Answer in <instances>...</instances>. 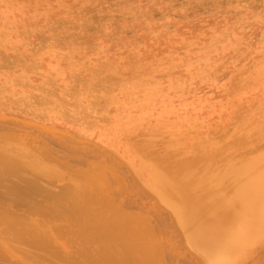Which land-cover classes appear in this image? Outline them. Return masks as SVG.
Returning <instances> with one entry per match:
<instances>
[{"label":"rangeland","instance_id":"1","mask_svg":"<svg viewBox=\"0 0 264 264\" xmlns=\"http://www.w3.org/2000/svg\"><path fill=\"white\" fill-rule=\"evenodd\" d=\"M11 141L47 168L41 163L38 172L33 161L22 168L18 158L20 177L38 185L28 192L35 203L41 194L54 199L48 190L65 201L78 194L75 181L81 193V178L100 177L107 186L95 178L105 188L94 198L116 206L103 213L98 205L100 213L120 211L121 225L141 229L131 226V238L145 236L141 224L153 234L140 244L149 246L146 256L157 249L155 261L137 253L140 264H264V182H257L264 179V0H0V146ZM191 154L207 165L186 171ZM15 175L2 183L19 182ZM62 208L54 212L68 213L67 228L81 238L86 227L76 234L68 218L77 213ZM54 212L34 215V231L50 233ZM59 219L56 229L66 226ZM62 230V239L51 234L71 259L84 246L71 249L73 235L66 241ZM2 235L0 264L50 263L27 247L35 253L25 251L28 260ZM210 235L228 243L225 256L211 252ZM87 240L100 255L102 244Z\"/></svg>","mask_w":264,"mask_h":264},{"label":"bare ground","instance_id":"2","mask_svg":"<svg viewBox=\"0 0 264 264\" xmlns=\"http://www.w3.org/2000/svg\"><path fill=\"white\" fill-rule=\"evenodd\" d=\"M5 140H7V138L5 139ZM7 141H10V140H7ZM12 142V141H11ZM10 142V143H11ZM17 143H18V141H16ZM14 143H15V141L14 142H12L10 145L7 143L6 145H3V146H0L1 147V149H2V147L4 148V149H2L3 150V153L5 154V152L8 150V148H9V152H10V155H11V153H14V155L17 157V161L15 160L16 158H15V156H14V158H13V156L11 157L10 155L8 156V154L9 153H6L5 155L2 153V150H1V153H0V237L1 236H3L2 234H4V235H7L6 236V238H8V239H10V240H7V241H10L11 242V244L13 243V244H15V243H17V244H15V246L14 247H17L16 249H17V252H19V253H22V255H27L26 257H28V253H25V251L26 252H29L30 250L29 249H31V251H32V249L34 248V249H36L35 251H39V252H41V253H39V252H35V251H32V252H35V253H37V255L39 254V256H40V254H41V256H43V257H47V259H46V261L48 262V260L50 261V263L49 264H51V261L52 262H55L57 259H60V261H64V262H66L67 264L68 263H72V264H138V262H139V258H137V253H139V255H143V256H141L144 260H146V259H150V257H152V255H153V251L154 250H157V249H152V247H150L151 248V250H152V252L150 251V253L149 254H151V255H147L146 256V253L148 252H145L146 251V249L149 247V246H145L146 244V242H150V240L151 239H153L152 237V233L151 232H149L150 230L149 229H145V230H143V225L141 224V227L140 228H142V233H143V231H144V233H143V235H145L146 236V234L148 233V234H150L149 236L151 237L150 238V240H148L147 241V236L145 237V236H141L142 234L141 233H138V231L139 230H141V229H139L138 231H135L136 230V228L137 227H134V225L132 226V224L130 225V228H131V226L133 227L132 229L134 230V228H135V232H137L138 233V235L139 234H141L140 235V237H142V238H140L139 236H138V238L137 237H132L133 239L134 238H137V239H135V242L133 241V239L131 238V236H132V234L131 233H133V231H131L130 230V228H129V226H128V228H127V226H126V223H128V222H126V223H124V224H120V223H123V221L124 220H122L121 219V217H119V215H118V213L120 212V211H115V212H113L114 211V207L116 208V206H114L113 207V205L115 204L113 201L111 202L113 205H111V207H109L108 206V204H111V203H109L107 200H108V198H106V199H104V198H101V197H103V195L101 196L100 194H99V196H97V198L95 197L94 198V194L96 193V194H98L99 192H101V190H102V192H103V189L107 186V185H105V184H103V180L102 179H100V177H96V176H94V174L92 173L91 174V176H92V178H91V176H90V174H89V176L86 174H84L85 175V177H83L84 175H81L80 174V178L81 177H83V178H81L80 179V181L82 182V180H83V182L81 183L80 182V185L82 184V186L80 187V188H82V191H81V193H80V189H79V183H77V181H75V185L74 184H72L74 187H76V188H71V190L72 189H75V191L79 194H81L80 196H82V198L83 199H81L80 197H79V195L78 194H73V190H72V195L71 196H69V197H66L67 198V200L65 199V201H64V199H62V197L61 198H59L60 197V195L58 196V192H57V194H56V192H55V194H54V192H50L49 190H48V192H49V194H48V192H47V195H49V196H53L54 195V197H52V198H54V199H51V197H45V195L44 194H41V197L42 196H44V199H43V197L41 198L42 200L41 201H39L38 203H35L36 202V198L34 197L33 198V196H28V192H30V193H32L33 194V192H31L33 189L32 188H34V186H32V185H36L37 187H38V185L36 184V182H34L33 180H31V178H27V176L25 177V178H23V177H20V168L22 167L23 168V166L24 167H26L27 166V164H29V166H30V164L32 163V161H33V163L31 164L32 166L33 165H36V163H38V161H37V158L36 159H34V157H32L31 159L32 160H30V158H28L29 160H30V163H29V160L25 157V159L23 158L24 156L23 155H25V153L23 152L22 153V151H21V149L22 150H24L23 148H21L20 146H18V147H20V150L19 151H21V152H18L17 150H15V149H13L12 148V144L14 145ZM16 143V144H17ZM2 144H5V143H2ZM1 144V145H2ZM7 147V148H6ZM15 148H17V146L15 145ZM7 149V150H6ZM11 149H12V151H11ZM8 152V151H7ZM17 152H18V155H17ZM23 154V155H21V154ZM211 154V155H210ZM4 155V156H3ZM27 155H29V154H27ZM36 155V154H35ZM192 155V154H191ZM209 155L211 156V157H213V156H215V154L214 153H212V152H210L209 153ZM5 156H8V157H5ZM23 156V157H22ZM209 156V157H210ZM234 156H236V155H233L232 157H233V159L232 160H236V158L237 157H234ZM22 158V160L24 161V162H27L26 164L24 163V162H22V160H20L21 158ZM30 157H31V155H30ZM18 158H20L19 159V161H21V163H17L18 162ZM38 158H39V156H38ZM191 159L189 160V162H188V164H186V166H185V170L186 171H188V170H191V171H193V169H194V167H196V166H198V167H202L203 165H207V163L206 162H208V161H206V162H204L203 161V163L202 162H198V160H197V156H196V154H195V157L192 155L191 157H190ZM27 160V161H26ZM40 160V159H39ZM24 163V164H23ZM41 163H43L42 162V160H41ZM41 163L39 164V165H37V166H33L34 167V170H36L37 169V171L38 172H43V167H41ZM144 163H145V165H147V166H149V164H147V162L146 161H144ZM18 164H21L20 166L18 165ZM48 164V163H47ZM47 164H46V166H47ZM23 165V166H22ZM44 165V167H45V163H43L42 164V166ZM19 166V167H18ZM29 166H27L26 168H28ZM32 166H30L29 167V169H32L33 167ZM51 166V169L53 170V166L52 165H50ZM49 166V167H50ZM17 167L19 168L18 170L20 171H18L17 170ZM48 167V166H47ZM48 167V168H49ZM150 167V166H149ZM36 168V169H35ZM39 168H41L40 170H39ZM46 168V167H45ZM45 168H44V170H45ZM47 169V168H46ZM184 169H182V171L184 170ZM240 169H243L242 167H240ZM42 170V171H41ZM48 170H50V168L48 169ZM48 170H46V171H48ZM52 170L51 171H49V173L50 174H52V173H54V172H52ZM56 170V169H55ZM57 171H58V169H57ZM150 171H151V177L153 178V180H155V181H157V179L155 178V175L153 174V171H152V169H151V167H150ZM52 172V173H51ZM60 173H61V175H62V172L61 171H59ZM58 172V173H59ZM57 173V172H56ZM4 174H8V176L9 175H15V174H19L18 176L20 177L19 179H17L18 177H17V175H15L16 176V179H17V181H19V182H16V181H14V183H10V184H8L7 183V185L5 186L4 184H6V181H5V183L3 184L2 183V176L4 175ZM44 174H46V173H44ZM240 174H241V171H240ZM42 175V174H41ZM47 175V174H46ZM55 175H57V174H53V176H55ZM65 175V174H64ZM174 175V174H173ZM14 176V177H15ZM48 176V175H47ZM46 176V177H47ZM52 176V177H53ZM58 176V175H57ZM168 176V178H169V175H166V177ZM170 176H172L171 174H170ZM174 176H176V175H174ZM9 177H11V176H9ZM50 177V176H49ZM58 177H60L61 178V176L59 175ZM62 177H64V176H62ZM77 177H79V174H78V176ZM88 177V178H87ZM94 177V178H93ZM13 178V177H12ZM27 178V179H26ZM55 178H57L56 176H55ZM85 178H87V181L89 180V182H87V181H85ZM95 178L97 179L98 178V180L100 179V184H102V185H104L105 187L103 188V189H99V186H97L96 185V183H95V181L96 182H99V181H97V180H95ZM173 178V177H172ZM172 178H169L170 180L172 179ZM175 178V179H174ZM172 180H171V182L173 181V180H177L176 182L174 181V185L175 186H177L176 188L174 187V186H172V187H174L173 189L175 190L174 191V193H172L173 195L172 196H170V197H172V199H175V198H178L179 196H181V195H179L180 194V192L178 191V189H180V187H179V175H177L176 177H174ZM62 179H64V180H66V178H62ZM90 179H91V181H92V184H90L91 183V181H90ZM94 179V180H93ZM32 182H31V181ZM77 180V179H76ZM79 180V179H78ZM102 180V181H101ZM61 181V180H60ZM13 182V181H12ZM31 182V183H30ZM34 182V183H33ZM72 182H74V180L72 181ZM159 182V181H158ZM258 183H260V182H264V179H261V180H259V181H257ZM33 183V184H32ZM86 183V184H85ZM92 186V188L94 187V188H97V189H95V191H94V188L92 189L91 188V186L89 185V184ZM95 183V184H94ZM159 183H163V185H165L164 184V182H162V181H160ZM94 184V185H93ZM178 184V185H177ZM88 185V186H87ZM84 186V187H83ZM170 186V185H169ZM89 187V188H88ZM101 187V186H100ZM36 188V187H35ZM84 188V189H83ZM79 189V190H78ZM86 189H88V190H86ZM91 189V190H90ZM70 190V191H71ZM84 190H86L85 192H84ZM97 190H99V191H97ZM177 190V191H176ZM34 191V190H33ZM68 191V190H67ZM88 191V192H87ZM92 191V192H91ZM108 191V190H107ZM17 193V195H16V193ZM45 192V191H44ZM93 192H94V194H93ZM98 192V193H97ZM21 193H24V194H22L21 195ZM27 193V194H26ZM15 194V195H14ZM35 194V193H34ZM52 194V195H51ZM59 194H60V192H59ZM61 194H62V192H61ZM64 194V193H63ZM93 196H92V195ZM95 194V195H96ZM101 194H104V192L103 193H101ZM106 194V193H105ZM19 195V196H18ZM25 195H27L28 196V198L27 197H24ZM37 195V194H36ZM40 194H38V196H39ZM77 195V196H76ZM209 195V194H208ZM12 196H15V198L13 197L12 198ZM20 196H23V197H20ZM63 196V195H62ZM59 198V199H57V198ZM91 197H93L94 199H92V201H89L90 200V198ZM98 197H100L99 199H98ZM109 197V201H111L110 200V196H108ZM244 197V196H243ZM64 198V197H63ZM80 198V199H79ZM207 198V197H206ZM205 198V199H206ZM32 199H34V200H32ZM55 199H57L56 201H53V200H55ZM88 199V200H87ZM102 199V200H101ZM208 199H209V197H208ZM69 200V201H68ZM82 200L85 202V201H89L88 203H89V205L91 206V207H93L94 205H99L100 207H103V208H101V211L103 212V211H105L104 210V208H110L109 210H112L113 209V211L112 212H109V213H107V214H109V216L108 215H106V214H102V213H100L101 211H100V207L98 206V207H96L97 209H93V208H91V207H89V208H87V206H86V208L84 209V208H80V202H82ZM94 200H98L97 202L96 201H94ZM99 200H100V202H99ZM105 200H106V202H105ZM51 201V202H50ZM52 201H53V203H52ZM63 201H64V205L62 204L63 203ZM71 201V203H73V204H69V206H66V204L68 205V203ZM103 201V202H102ZM66 202V203H65ZM68 202V203H67ZM99 202V203H98ZM51 203H52V206L54 207V208H48V204L51 206ZM57 203V204H56ZM88 203H87V205H88ZM92 203V204H91ZM100 203H101V205H100ZM103 203V204H102ZM105 203V204H104ZM62 204V205H61ZM107 204V205H106ZM55 206H58L59 208H61V207H63L62 209L64 210V206L65 207H68V208H65V210L67 209V211H69L70 213L69 214H76L77 213V215H72L73 217H69L68 219H70L71 220V223H72V225H73V227L75 226V224L76 223H78L79 224V226H77L78 224H76V227L75 228H77V230H75L76 231V234H79V236L81 235V234H83V235H81L82 237H84V235H85V240H89V241H92V240H94V236H96V238L97 239H99L100 240V238L102 239V240H104V242H100V241H98V240H94V242L92 241V243L94 244L95 243V241H97L98 242V245H100V244H102L101 246H103V247H101V246H98V248H103L102 249V251L100 252L101 254L100 255H97L96 254V249L95 248H93L92 247V251L94 252L95 251V253L93 254L91 251H90V249H88L89 247L86 245V244H84L85 242V240H83V243H81V241H80V239L82 238H79V237H77L76 235H75V233H74V231H73V233H72V228L70 227H68L67 228V220H65V218L68 216V213H67V215H64L63 216V219H64V223H66V228L63 226V227H61L62 229H66V231H64V230H62L63 231V234L64 235H62V236H65V234L66 235H68V237L67 236H65V238H66V241H67V238L69 239V235L71 236V234L73 235V239H75L76 241H75V243L74 242H72V241H74L73 239L72 240H70L69 239V241H70V244H71V246L70 247H72V246H74V247H72L71 249H73V248H75V246H78V245H80L81 246V244L84 246V249L82 248V249H77V250H79V252L78 253H76L75 251V254H77V256H73V258H71V259H68V257H69V255H68V257L67 258H65L64 257V255H63V251L65 252V247L63 246V244L61 243V241H60V239H62V238H60L61 237V235H60V233H61V231L59 232V229H61L60 227L59 228H57L56 229V227L54 226L55 225V223L56 222H54V221H56V220H58V218H60L59 219V221L60 220H63L62 219V216L60 215V213H57V212H60L59 210H57V209H55ZM105 206H107V207H105ZM73 207H75V208H73ZM113 207V208H112ZM48 208V209H47ZM69 208H71L70 210H69ZM79 208V209H78ZM107 208V209H108ZM81 209V210H80ZM86 209H87V211H86ZM47 210V211H46ZM53 210V211H52ZM54 210L55 211H57V212H54ZM91 210H94L95 212H97V213H95L96 214V216H95V214L93 213L94 211H91ZM96 210H98V211H96ZM116 210V209H115ZM46 211V212H45ZM48 211H51V213L53 214V212L55 213V214H57V215H59L58 217H57V215H56V218L54 219V220H52V222H50V220H46L47 222H48V225L50 226V224L49 223H52L53 224V226H52V224H51V226H52V228H51V231L47 228V227H45V226H42V227H44V228H47V230H49L50 231V233H47V231H38L37 229H38V227H36V225H35V230H37L38 232H35L34 231V223L33 222H31V223H33V224H31L30 223V221L29 220H34V219H32V218H34L33 216L34 215H37V214H40V215H42V214H47V212ZM74 211V212H73ZM82 211V212H81ZM90 213H89V212ZM117 212V213H116ZM78 213H80L81 214V216H80V214H78ZM104 213V212H103ZM116 214V217L114 216L115 214ZM54 214V215H55ZM62 214H66V213H63L62 212ZM101 214V215H100ZM112 214V215H111ZM48 215V217L49 218H54V216H50L49 214H47ZM104 215V216H103ZM190 215V217L192 216L191 214H189ZM66 216V217H65ZM80 216V217H79ZM108 216V217H107ZM76 217H78V218H76ZM111 217V218H110ZM113 217V218H112ZM124 217H126V215L124 216ZM123 217V218H124ZM128 217H129V215H128ZM131 217V216H130ZM185 217H189V216H185ZM189 217V218H190ZM72 218V219H71ZM74 218V219H73ZM118 218H120V219H118ZM118 219V220H117ZM130 219V218H129ZM121 222H120V221ZM128 219H127V217H126V221H127ZM185 220H188L187 218H185ZM39 221V223H40V226H41V224H43V221H40V220H38ZM65 221H67V222H65ZM73 221H76L75 223H73ZM46 222V223H47ZM54 222V223H53ZM62 221H60V223H61ZM70 222V221H69ZM120 222V223H119ZM130 222V221H129ZM46 223H44L43 225H46ZM70 223V224H71ZM83 223V224H82ZM86 225H85V224ZM90 223V225H88ZM131 223V222H130ZM57 224V223H56ZM91 224H92V226H95V229L93 228V227H89V228H91V229H89V228H87V226H91ZM33 225V226H32ZM47 226V225H46ZM48 226V227H49ZM58 226V225H57ZM68 226H70L69 224H68ZM80 226H82L81 227V229L83 230V231H85L84 229H86V231L87 232H82V230H80L79 231V229L78 228H80ZM84 227H86V228H84ZM53 228L54 229H56L55 230V232L53 231L52 232V230H53ZM74 228V229H75ZM84 228V229H83ZM139 228V227H138ZM70 229V230H69ZM94 229V232L92 231ZM96 230H97V232H98V234H96L97 232H96ZM129 230V231H128ZM147 230H149L147 233L145 232V231H147ZM58 231V232H57ZM68 231V232H67ZM51 232L52 233H54V235L57 233V237L59 236V238L60 239H58V238H56V236H53L52 234H51ZM79 232H82L81 234L79 233ZM90 232V233H89ZM94 233V234H91V233ZM131 232V233H130ZM59 234V235H58ZM147 234V235H148ZM87 235L88 236H90V237H87ZM92 235V236H91ZM94 237V238H93ZM143 237L144 238H147L146 239V241H145V247H147L146 249H145V247L142 245V244H140V242H142V240L141 239H143ZM3 237H1L0 238V240L2 239ZM6 238H5V240H6ZM65 238L63 237V239L65 240ZM72 238V237H71ZM77 238V239H76ZM218 239V237H216L215 235L213 236V235H210L209 237H207L206 238V244L209 246V248H210V250H211V252L212 253H215L216 255H218V256H222L223 255V250H224V248H225V246H226V244H228V243H225V242H223V240H217ZM4 240V241H5ZM77 240H79L78 242H80L79 244H76V242H77ZM87 240V241H88ZM136 240L139 242H137L136 243ZM144 240V239H143ZM6 241V242H7ZM13 241V242H12ZM72 242V243H71ZM99 242H100V244H99ZM152 242H155L156 243V241L153 239L152 240ZM1 241H0V245H1ZM66 243H68V245H69V242H66ZM76 244V245H74V244ZM87 243V242H86ZM19 244H21L22 246H23V248H24V251L23 252H21L19 249H21V245H19ZM24 244L26 245V248H25V246H24ZM105 244V245H104ZM10 245V244H9ZM28 245V246H27ZM11 246V245H10ZM19 246H20V248H19ZM79 246V247H80ZM83 246H81V247H83ZM87 246V247H86ZM93 246V245H92ZM96 246V245H95ZM3 246L1 245V248H2ZM29 249H28V248ZM7 248V247H6ZM12 248H13V245H12ZM22 248V249H23ZM150 248L148 249V250H150ZM16 249H14V250H16ZM26 249V250H25ZM70 249V250H71ZM19 250V251H18ZM63 250V251H62ZM75 250H76V248H75ZM30 251V252H31ZM29 252V253H30ZM31 252V253H32ZM67 252V251H66ZM69 252V251H68ZM74 252L72 251L71 252V254L73 253L74 254ZM30 253V254H31ZM35 253H32L29 257H31L32 258V255L33 256H35ZM65 254V253H64ZM67 254V253H66ZM74 254V255H75ZM145 254V255H144ZM149 256V257H148ZM212 256H215V255H212ZM223 256H225V254L223 255ZM0 257H2V255H1V252H0ZM5 257V256H4ZM4 257H2V258H4ZM28 257V258H29ZM42 257V259L44 260V258ZM51 257H52V260H51ZM2 258H1V260H2ZM31 258H29L28 260H30ZM50 258V259H49ZM70 258V257H69ZM53 259H55V261H53ZM66 259H68V260H66ZM139 259V260H138ZM148 259V261H151V262H153L154 263V258L152 257V259H153V261H152V259L151 260H149ZM222 259V258H221ZM32 260V259H31ZM36 260H38V259H36ZM66 260V261H65ZM91 260V261H90ZM40 261H41V259H40ZM91 263H90V262ZM141 262H143V260L141 259L140 260ZM147 261V260H146ZM33 262H36L35 260L33 261ZM57 262H59V260H57ZM47 263V264H48ZM146 263V262H145ZM145 263H143V264H145ZM147 263H149V264H151L150 262H147ZM2 264V263H1ZM9 264V263H8ZM40 264V263H39ZM52 264H54V263H52ZM56 264V263H55ZM57 264H65V263H63V262H59V263H57ZM139 264H140V262H139ZM142 264V263H141Z\"/></svg>","mask_w":264,"mask_h":264}]
</instances>
